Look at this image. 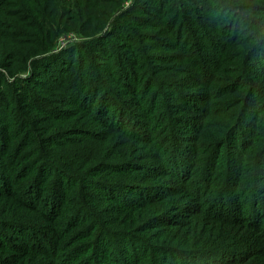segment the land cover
Here are the masks:
<instances>
[{
	"label": "trees",
	"instance_id": "trees-1",
	"mask_svg": "<svg viewBox=\"0 0 264 264\" xmlns=\"http://www.w3.org/2000/svg\"><path fill=\"white\" fill-rule=\"evenodd\" d=\"M126 1L0 0V264H264V0Z\"/></svg>",
	"mask_w": 264,
	"mask_h": 264
},
{
	"label": "rangeland",
	"instance_id": "rangeland-1",
	"mask_svg": "<svg viewBox=\"0 0 264 264\" xmlns=\"http://www.w3.org/2000/svg\"><path fill=\"white\" fill-rule=\"evenodd\" d=\"M131 2H132V0H127V1H126V4L129 5ZM75 39H76V37L73 38V36L70 37V38H67V39H65V40H64V38L60 39V43H59V45H58V49H59V48L66 47V46L69 45V44H73L72 42H74ZM70 41H71V42H70ZM69 42H70V43H69Z\"/></svg>",
	"mask_w": 264,
	"mask_h": 264
}]
</instances>
